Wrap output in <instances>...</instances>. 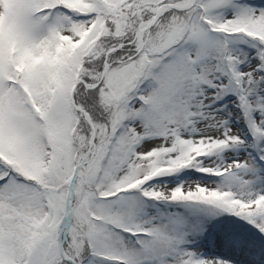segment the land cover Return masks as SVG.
<instances>
[{"label":"snow or ice","instance_id":"1","mask_svg":"<svg viewBox=\"0 0 264 264\" xmlns=\"http://www.w3.org/2000/svg\"><path fill=\"white\" fill-rule=\"evenodd\" d=\"M185 168L219 179L154 182ZM221 213L258 233L189 246ZM262 234L264 0H0V264H264Z\"/></svg>","mask_w":264,"mask_h":264},{"label":"rangeland","instance_id":"2","mask_svg":"<svg viewBox=\"0 0 264 264\" xmlns=\"http://www.w3.org/2000/svg\"><path fill=\"white\" fill-rule=\"evenodd\" d=\"M261 2V0H259ZM244 149H235L233 150V158H235L239 153L243 152ZM181 175V179H179L178 182L174 181L175 176H169V177H158L154 181L157 184H168V185H176L184 182H190V181H201V180H218L214 177L209 178L206 177L205 174L197 172L194 168H185L182 171L179 172ZM162 208L165 207L164 205L161 206ZM238 220L240 221V227L238 224H235L232 215L227 213H221L218 215H208L206 217V226L204 227V230L198 234H195L194 236L190 237V241L195 240L198 236L200 240H202V245L197 248H199L204 255H223L225 258L232 256L233 254L228 252L227 249H217L214 247V241L216 239V234L218 231V227L220 224L227 225L229 229L236 230L241 232V230L246 231L248 234L252 236H256L258 233V229L250 224L248 221L243 220L242 218L238 217ZM242 233V232H241ZM264 235V234H262ZM235 264V262H234Z\"/></svg>","mask_w":264,"mask_h":264},{"label":"trees","instance_id":"3","mask_svg":"<svg viewBox=\"0 0 264 264\" xmlns=\"http://www.w3.org/2000/svg\"><path fill=\"white\" fill-rule=\"evenodd\" d=\"M252 3H259V0H251Z\"/></svg>","mask_w":264,"mask_h":264}]
</instances>
